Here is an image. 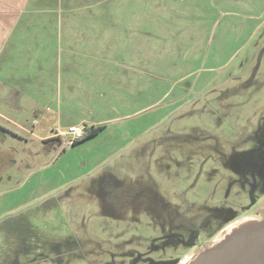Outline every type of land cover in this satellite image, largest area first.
<instances>
[{
	"label": "rangeland",
	"instance_id": "1",
	"mask_svg": "<svg viewBox=\"0 0 264 264\" xmlns=\"http://www.w3.org/2000/svg\"><path fill=\"white\" fill-rule=\"evenodd\" d=\"M205 1L207 24L153 28L146 87L95 136L0 117V264H187L261 213L264 0Z\"/></svg>",
	"mask_w": 264,
	"mask_h": 264
},
{
	"label": "crops",
	"instance_id": "2",
	"mask_svg": "<svg viewBox=\"0 0 264 264\" xmlns=\"http://www.w3.org/2000/svg\"><path fill=\"white\" fill-rule=\"evenodd\" d=\"M213 11L205 0H0V117L25 130L48 115L45 139L68 136L63 122L105 127L121 90L146 87L134 59L150 57L153 28L179 29L167 14L207 24Z\"/></svg>",
	"mask_w": 264,
	"mask_h": 264
},
{
	"label": "water",
	"instance_id": "3",
	"mask_svg": "<svg viewBox=\"0 0 264 264\" xmlns=\"http://www.w3.org/2000/svg\"><path fill=\"white\" fill-rule=\"evenodd\" d=\"M224 235L187 264H264V218L243 222Z\"/></svg>",
	"mask_w": 264,
	"mask_h": 264
},
{
	"label": "built area",
	"instance_id": "4",
	"mask_svg": "<svg viewBox=\"0 0 264 264\" xmlns=\"http://www.w3.org/2000/svg\"><path fill=\"white\" fill-rule=\"evenodd\" d=\"M89 128L86 125L71 126L69 127L67 134L69 136L68 143H75L78 140L84 138Z\"/></svg>",
	"mask_w": 264,
	"mask_h": 264
},
{
	"label": "trees",
	"instance_id": "5",
	"mask_svg": "<svg viewBox=\"0 0 264 264\" xmlns=\"http://www.w3.org/2000/svg\"><path fill=\"white\" fill-rule=\"evenodd\" d=\"M104 128L103 125H99V126H92L90 127V129L88 130L86 136L84 138H82L81 140H78L77 142L75 143H78L82 140H85V139H88V138H91L93 136H95L99 131H101L102 129Z\"/></svg>",
	"mask_w": 264,
	"mask_h": 264
},
{
	"label": "bare ground",
	"instance_id": "6",
	"mask_svg": "<svg viewBox=\"0 0 264 264\" xmlns=\"http://www.w3.org/2000/svg\"><path fill=\"white\" fill-rule=\"evenodd\" d=\"M252 220H256V218H254V217H245V218H242L241 220H238L237 222L232 223V224L228 227L227 231H228V230H231L232 228L238 226L239 224H241V223H243V222H249V221H252ZM188 261H189V260H188Z\"/></svg>",
	"mask_w": 264,
	"mask_h": 264
},
{
	"label": "flooded vegetation",
	"instance_id": "7",
	"mask_svg": "<svg viewBox=\"0 0 264 264\" xmlns=\"http://www.w3.org/2000/svg\"><path fill=\"white\" fill-rule=\"evenodd\" d=\"M245 217H254V218H256V219H263L264 218V207H263V209L261 210V213H258V214H251V215H248V216H245ZM242 218H244V217H242ZM242 218H240V219H236L235 221H233L232 223H234V222H237L238 220H241ZM232 223H230L229 225H231ZM228 225V226H229ZM227 231V230H226ZM225 231V232H226ZM224 232V233H225ZM224 235V234H223ZM222 235V236H223Z\"/></svg>",
	"mask_w": 264,
	"mask_h": 264
}]
</instances>
